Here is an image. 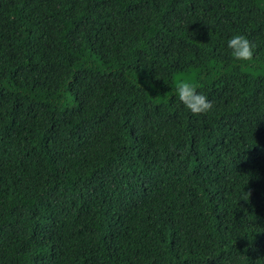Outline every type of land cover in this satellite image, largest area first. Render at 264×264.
Listing matches in <instances>:
<instances>
[{
	"label": "trees",
	"instance_id": "obj_1",
	"mask_svg": "<svg viewBox=\"0 0 264 264\" xmlns=\"http://www.w3.org/2000/svg\"><path fill=\"white\" fill-rule=\"evenodd\" d=\"M0 264H264V0H0Z\"/></svg>",
	"mask_w": 264,
	"mask_h": 264
},
{
	"label": "clouds",
	"instance_id": "obj_2",
	"mask_svg": "<svg viewBox=\"0 0 264 264\" xmlns=\"http://www.w3.org/2000/svg\"><path fill=\"white\" fill-rule=\"evenodd\" d=\"M229 55L237 61H245L252 57V44L242 34H233L226 40ZM176 99L192 114L206 113L212 107V101L198 91L194 82L177 77L174 83Z\"/></svg>",
	"mask_w": 264,
	"mask_h": 264
}]
</instances>
